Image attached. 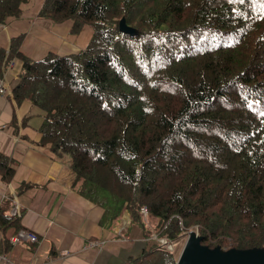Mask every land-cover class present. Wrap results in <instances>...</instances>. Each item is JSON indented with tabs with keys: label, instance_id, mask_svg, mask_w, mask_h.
<instances>
[{
	"label": "trees",
	"instance_id": "1",
	"mask_svg": "<svg viewBox=\"0 0 264 264\" xmlns=\"http://www.w3.org/2000/svg\"><path fill=\"white\" fill-rule=\"evenodd\" d=\"M27 1L0 0V23ZM38 16L93 32L37 60L13 37L0 73L22 60L12 95L43 111L40 143L70 154L107 222L127 211L152 237L130 263L178 264L158 239L191 228L208 248L264 250V0H43Z\"/></svg>",
	"mask_w": 264,
	"mask_h": 264
},
{
	"label": "crops",
	"instance_id": "2",
	"mask_svg": "<svg viewBox=\"0 0 264 264\" xmlns=\"http://www.w3.org/2000/svg\"><path fill=\"white\" fill-rule=\"evenodd\" d=\"M42 3H21L19 16L0 23V49L6 56L11 38L20 34L19 51L35 60L49 51L64 55L86 46L89 39L60 31L62 22L39 17ZM21 66L22 60L13 57L0 73V154L13 168L10 179L0 175V264H131L152 237L131 222L127 211L107 222L104 208L72 186L70 154L40 143L41 108L13 98ZM24 184L29 186L19 189ZM19 230L32 232L36 240L16 239Z\"/></svg>",
	"mask_w": 264,
	"mask_h": 264
},
{
	"label": "water",
	"instance_id": "3",
	"mask_svg": "<svg viewBox=\"0 0 264 264\" xmlns=\"http://www.w3.org/2000/svg\"><path fill=\"white\" fill-rule=\"evenodd\" d=\"M120 30L133 33V29L126 25L124 19L120 20ZM178 263L264 264V250H222L219 247L208 248L200 244V236L192 230L189 232V236L179 255Z\"/></svg>",
	"mask_w": 264,
	"mask_h": 264
},
{
	"label": "rangeland",
	"instance_id": "4",
	"mask_svg": "<svg viewBox=\"0 0 264 264\" xmlns=\"http://www.w3.org/2000/svg\"><path fill=\"white\" fill-rule=\"evenodd\" d=\"M52 23L54 24V22H52ZM70 24L72 25V21L67 20L65 22L58 23L57 26H59V30L60 31L67 33L69 36H73L74 35V37H71V38H75L77 40L85 39V41H86V39H90L91 36H88V31L89 30L90 31H93V28H92L91 25H88V24L87 25H84L82 27V29L79 31L78 34H71L70 31H69ZM67 34H66V36H67ZM149 227H150V225H149ZM192 230L193 229L191 228V229H188V230L183 231L175 240L172 241L173 243H170V245L167 244L168 245L167 247L170 250H172V252L175 254V256L177 257V259H178V256L180 255V253H181V251L183 249V246H184V244L186 242L187 237L189 236V232L192 231Z\"/></svg>",
	"mask_w": 264,
	"mask_h": 264
},
{
	"label": "built area",
	"instance_id": "5",
	"mask_svg": "<svg viewBox=\"0 0 264 264\" xmlns=\"http://www.w3.org/2000/svg\"><path fill=\"white\" fill-rule=\"evenodd\" d=\"M2 90H3V88L0 87V91H2ZM143 212L145 213V210H143ZM16 239L35 241L36 240V236L32 232H29V231H26V230H19L17 232ZM158 241L161 244H164L166 248H168L167 244L170 245V242H168L165 238H160V239H158ZM2 259H4V256L0 254V260H2Z\"/></svg>",
	"mask_w": 264,
	"mask_h": 264
}]
</instances>
